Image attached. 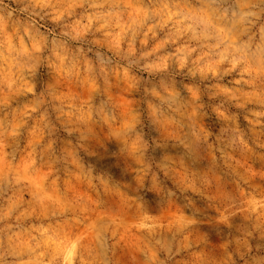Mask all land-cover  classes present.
<instances>
[{
    "label": "clouds",
    "instance_id": "1",
    "mask_svg": "<svg viewBox=\"0 0 264 264\" xmlns=\"http://www.w3.org/2000/svg\"><path fill=\"white\" fill-rule=\"evenodd\" d=\"M0 264H264V0H0Z\"/></svg>",
    "mask_w": 264,
    "mask_h": 264
}]
</instances>
